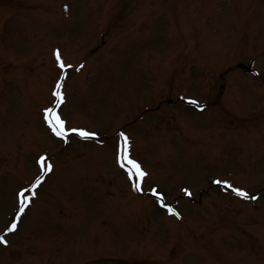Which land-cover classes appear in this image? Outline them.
Returning <instances> with one entry per match:
<instances>
[{
    "label": "rangeland",
    "instance_id": "rangeland-1",
    "mask_svg": "<svg viewBox=\"0 0 264 264\" xmlns=\"http://www.w3.org/2000/svg\"><path fill=\"white\" fill-rule=\"evenodd\" d=\"M57 49L73 66L58 111L94 141L46 127ZM253 58L260 77L235 69ZM41 155L56 169L5 231ZM0 235V264H264V0H0Z\"/></svg>",
    "mask_w": 264,
    "mask_h": 264
},
{
    "label": "snow or ice",
    "instance_id": "snow-or-ice-1",
    "mask_svg": "<svg viewBox=\"0 0 264 264\" xmlns=\"http://www.w3.org/2000/svg\"><path fill=\"white\" fill-rule=\"evenodd\" d=\"M67 8V6H65ZM55 61L57 63L58 68L60 69V79H58L55 83L52 95L55 97V102L52 106L47 107L43 110V119L47 123L52 135L65 144L69 143L70 134H75L76 136L84 139L91 140L96 138L98 135L96 132H91L83 128H70L67 127V122L62 118L58 109L60 105L64 102V94L62 91L63 81L67 77V69L72 68L71 64H65V62L61 59V54L59 49L54 51ZM83 68V64H80L76 67V71H79ZM189 103L197 104L196 101L190 100ZM118 140L116 143V163L120 166L122 170L125 171L129 181H131V187L137 191L142 192V184L149 178V173L144 169L141 162L134 158L131 152V141L125 132L119 131L117 133ZM37 163L40 165L41 174L32 182L28 187L21 188L17 193L18 198V211L13 219V222L8 226L6 231L14 232L17 229V222L19 221L22 214L25 213L26 208L29 206L31 200L35 197L36 192L35 189L42 183L45 176H47L52 170L53 165L48 162V158L46 156L41 155ZM217 184H222L226 186V188L230 189L231 192L242 199L248 200H256L257 197L250 194L238 187H234L229 181H215ZM184 192L188 195L191 193L188 189H184ZM149 194L155 197L157 202L165 207L169 214L180 218V213L176 211L171 205H167L164 202V193L162 191L157 190V188L152 187L149 190ZM0 244H7V240L3 235H0Z\"/></svg>",
    "mask_w": 264,
    "mask_h": 264
}]
</instances>
